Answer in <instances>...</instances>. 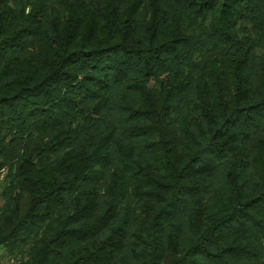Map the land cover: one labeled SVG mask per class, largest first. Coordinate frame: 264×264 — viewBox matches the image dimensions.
<instances>
[{
  "label": "trees",
  "instance_id": "1",
  "mask_svg": "<svg viewBox=\"0 0 264 264\" xmlns=\"http://www.w3.org/2000/svg\"><path fill=\"white\" fill-rule=\"evenodd\" d=\"M11 264H264V0H0Z\"/></svg>",
  "mask_w": 264,
  "mask_h": 264
},
{
  "label": "rangeland",
  "instance_id": "2",
  "mask_svg": "<svg viewBox=\"0 0 264 264\" xmlns=\"http://www.w3.org/2000/svg\"><path fill=\"white\" fill-rule=\"evenodd\" d=\"M2 203L0 199V204ZM0 264H11V258H8L4 255L3 249L0 248Z\"/></svg>",
  "mask_w": 264,
  "mask_h": 264
}]
</instances>
